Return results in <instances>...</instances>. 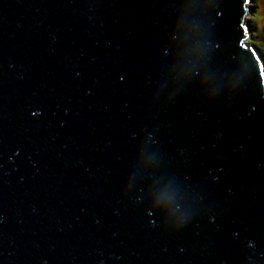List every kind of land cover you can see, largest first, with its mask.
Instances as JSON below:
<instances>
[{
    "label": "water",
    "instance_id": "water-1",
    "mask_svg": "<svg viewBox=\"0 0 264 264\" xmlns=\"http://www.w3.org/2000/svg\"><path fill=\"white\" fill-rule=\"evenodd\" d=\"M248 1L0 0V264H264Z\"/></svg>",
    "mask_w": 264,
    "mask_h": 264
},
{
    "label": "rangeland",
    "instance_id": "rangeland-1",
    "mask_svg": "<svg viewBox=\"0 0 264 264\" xmlns=\"http://www.w3.org/2000/svg\"><path fill=\"white\" fill-rule=\"evenodd\" d=\"M248 12L244 24L248 26L247 44L258 46L260 56L264 60V0H249L246 2Z\"/></svg>",
    "mask_w": 264,
    "mask_h": 264
},
{
    "label": "snow or ice",
    "instance_id": "snow-or-ice-1",
    "mask_svg": "<svg viewBox=\"0 0 264 264\" xmlns=\"http://www.w3.org/2000/svg\"><path fill=\"white\" fill-rule=\"evenodd\" d=\"M241 27H244L243 25H241Z\"/></svg>",
    "mask_w": 264,
    "mask_h": 264
},
{
    "label": "bare ground",
    "instance_id": "bare-ground-1",
    "mask_svg": "<svg viewBox=\"0 0 264 264\" xmlns=\"http://www.w3.org/2000/svg\"><path fill=\"white\" fill-rule=\"evenodd\" d=\"M246 38H244V40H245ZM245 42V41H244Z\"/></svg>",
    "mask_w": 264,
    "mask_h": 264
},
{
    "label": "trees",
    "instance_id": "trees-1",
    "mask_svg": "<svg viewBox=\"0 0 264 264\" xmlns=\"http://www.w3.org/2000/svg\"><path fill=\"white\" fill-rule=\"evenodd\" d=\"M257 48H259L258 46H256Z\"/></svg>",
    "mask_w": 264,
    "mask_h": 264
}]
</instances>
